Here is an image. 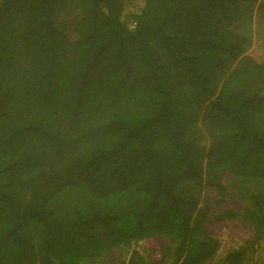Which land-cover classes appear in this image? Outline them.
<instances>
[{"label":"trees","instance_id":"1","mask_svg":"<svg viewBox=\"0 0 264 264\" xmlns=\"http://www.w3.org/2000/svg\"><path fill=\"white\" fill-rule=\"evenodd\" d=\"M253 27L264 0H0V264H245L263 248ZM233 218L252 232L219 255L211 225ZM147 239L155 259L129 252Z\"/></svg>","mask_w":264,"mask_h":264},{"label":"rangeland","instance_id":"2","mask_svg":"<svg viewBox=\"0 0 264 264\" xmlns=\"http://www.w3.org/2000/svg\"><path fill=\"white\" fill-rule=\"evenodd\" d=\"M128 6L129 8L135 9L134 6ZM252 33L253 38L251 45L245 54L252 57L256 62H262L264 60V35L261 34L256 27H253ZM231 191L234 192V190ZM238 206L237 204L233 207L231 202H228L226 205L227 208H237ZM210 232L216 236V239L219 241L217 253H219V255H224L231 248L243 244L249 238L252 227L247 223L241 222L238 218L224 219L219 222H213ZM157 246V241L154 239H147L139 242L137 245H133L129 252L136 251L138 256H141L147 261L156 258L154 250ZM215 258H213L210 264H213ZM247 258L248 261H245V264H264V247L255 249L252 254L248 253ZM218 259L219 258H217V260ZM217 260L214 264H220L217 263Z\"/></svg>","mask_w":264,"mask_h":264}]
</instances>
